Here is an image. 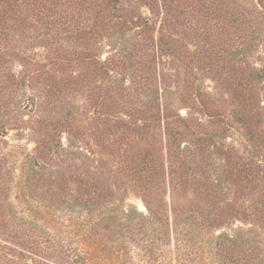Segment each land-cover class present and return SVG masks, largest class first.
<instances>
[{
	"label": "rangeland",
	"instance_id": "1",
	"mask_svg": "<svg viewBox=\"0 0 264 264\" xmlns=\"http://www.w3.org/2000/svg\"><path fill=\"white\" fill-rule=\"evenodd\" d=\"M128 1H122L117 16L130 13ZM232 6L223 17L240 33L227 51L216 44L215 31L195 30L189 15L173 12L165 45L157 44L156 32L145 42L155 71L147 86L129 60L125 70L98 72L96 64L109 55L107 41L93 47L46 29L22 34L21 28L0 40V264H260L261 258L264 264V224L256 222L264 221V0ZM136 8L148 12L140 4ZM160 18L161 11L152 17L155 30ZM137 33L133 29L128 36L140 41ZM254 70L262 72L256 76ZM52 123H58L67 155L38 145L51 135ZM150 133L156 134L163 159L169 137L190 147L187 176L208 189L186 198L211 215L230 209L228 218L173 231L169 200L181 199L168 187L166 160L160 180L165 207L161 218L152 220L161 231L138 227L129 234L115 227L110 242L88 234L74 213L40 207L23 188V167L29 166L50 178L40 186L43 195L55 196L56 172L64 170L68 193L77 195L73 171L81 167L87 180L114 190L118 156L142 148ZM249 163L259 175L233 181ZM124 197L122 208L134 206L146 214L142 195ZM31 226L43 234L36 236ZM219 235L236 243L217 249Z\"/></svg>",
	"mask_w": 264,
	"mask_h": 264
},
{
	"label": "trees",
	"instance_id": "2",
	"mask_svg": "<svg viewBox=\"0 0 264 264\" xmlns=\"http://www.w3.org/2000/svg\"><path fill=\"white\" fill-rule=\"evenodd\" d=\"M122 1L0 0V40H6L9 37V32L21 28L22 34H24L25 29L33 31L46 29L47 32H52L56 36L60 34L63 38H73L93 47L107 41L109 43L107 44L109 55L103 62L96 64L98 72L108 74L109 70L113 69L125 70V60H129L130 66L137 67L135 70L141 73L140 76L137 75V78L139 76V79L147 81V86L149 74L153 75L155 71L152 65L154 57L148 53L145 42L146 40H153L151 33L156 32L157 44L165 45L166 29L170 26L168 17H172L173 12H177L178 16L182 14L189 15L194 20L195 30H203L208 35L215 31L216 44L225 45L226 51L231 40L237 39L240 33V30H238L239 33L233 30L231 23L223 17L228 13L227 10L232 9V5L240 2V0H192L195 6H190L193 3L187 0H129L130 13L117 16L118 12L121 11ZM136 4L144 6L148 11L147 14L138 10ZM222 6H225V8L220 9L219 7ZM221 10H224V12ZM160 11L159 27L155 30V22L152 17ZM133 29L138 30L137 36L140 41L128 36ZM136 60V63H131ZM261 72L262 70H254L252 73L257 76ZM135 83L140 84V82ZM111 85L113 86V82ZM109 88H111L110 85ZM145 89L148 90L146 87ZM151 94L152 92L149 91L146 97H151ZM50 126L51 135L46 142L43 139L38 141L39 147L49 146L50 149L64 152L67 155V149L63 147L61 140L57 137L59 136L57 135L58 123H52ZM46 127L49 126L46 125ZM70 132L74 134L72 135L73 138L76 137L73 127H71ZM205 141L206 139L202 140V142ZM190 143L196 149L195 144L189 140V145ZM180 146V143L169 137L165 141V159H163V156H159L156 134L150 133V136L144 138L142 148H138L133 152L124 150L122 154H118L119 160L116 167L118 178L114 182V190H111L105 182L93 179L91 181L87 180L89 175L83 172L84 170H81V167L73 171V181L77 185V195L68 193L64 170L63 172H56L54 182L58 194H54L55 196L47 197L43 195L40 186L46 184V179L49 181L50 178L43 175L39 170L34 172L29 166L23 167V188L31 196H36L35 200L38 201L37 204L40 207L70 211L85 222L88 234L97 238H104L110 242L109 235L115 231V227L129 234H132L133 230L138 227H147L153 232L161 231L162 228L156 229L152 225V220L161 218L159 216L163 211V207H165L163 200H160V180L164 174L163 162L166 160L170 174L168 187L175 193L173 197L177 195L181 199L179 203L173 202L172 197L169 200V212L173 217L172 230H177V233L180 234L183 228L187 227V230H191L190 225L196 228L204 226L206 223L218 225V220H225L230 216V209L221 210L217 214L214 213L212 214L213 217L201 208L200 204L194 201L195 199L186 198L189 193L203 194L205 192L204 187L208 189V186H205L207 183L204 184L200 181H198L200 184L194 183V178L189 180L187 176L189 168L185 156L192 151L188 146ZM105 149L107 151L108 147ZM108 151L116 153L111 148ZM246 167H243L239 177L232 176L231 179L243 182L251 176L255 178L259 175L256 173L254 163H249ZM1 187L5 190L4 185L1 184ZM128 193H138L142 195L143 199L147 200V204L144 203L146 214L138 211L134 206L127 209L122 208L126 200L124 196ZM112 198L116 202H111ZM0 209L4 212L3 205ZM174 218H177V220L174 221ZM137 219H140V222L136 221ZM186 220L191 223L187 224ZM198 220L200 222L203 220V222L194 224ZM256 222L264 224V221L260 218ZM31 229L36 236L40 233L43 234L42 230L37 227L31 226ZM149 241L152 243V238ZM225 242L236 243L234 239L231 240L226 235H219L216 237L214 245L219 249ZM56 244L59 250H67L62 244ZM262 261L261 258L260 264H262ZM41 264L47 263L43 262Z\"/></svg>",
	"mask_w": 264,
	"mask_h": 264
}]
</instances>
